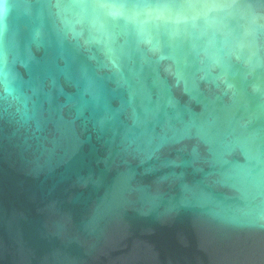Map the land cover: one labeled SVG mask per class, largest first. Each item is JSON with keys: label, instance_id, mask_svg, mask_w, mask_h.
Here are the masks:
<instances>
[{"label": "water", "instance_id": "water-1", "mask_svg": "<svg viewBox=\"0 0 264 264\" xmlns=\"http://www.w3.org/2000/svg\"><path fill=\"white\" fill-rule=\"evenodd\" d=\"M6 5L0 264H264V0Z\"/></svg>", "mask_w": 264, "mask_h": 264}, {"label": "clouds", "instance_id": "clouds-1", "mask_svg": "<svg viewBox=\"0 0 264 264\" xmlns=\"http://www.w3.org/2000/svg\"><path fill=\"white\" fill-rule=\"evenodd\" d=\"M7 14V5H6V0H0V18H3ZM180 19H183L181 17ZM5 75V80H7V76ZM5 90L8 92L9 95L13 94L14 89L12 86L8 83L5 84Z\"/></svg>", "mask_w": 264, "mask_h": 264}]
</instances>
